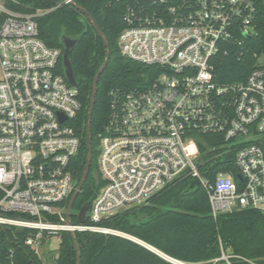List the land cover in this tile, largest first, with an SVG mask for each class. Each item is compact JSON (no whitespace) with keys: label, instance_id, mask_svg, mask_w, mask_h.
<instances>
[{"label":"built area","instance_id":"obj_1","mask_svg":"<svg viewBox=\"0 0 264 264\" xmlns=\"http://www.w3.org/2000/svg\"><path fill=\"white\" fill-rule=\"evenodd\" d=\"M118 1L121 54L150 75L109 93L100 186L80 223L73 209L67 217L79 185L71 168L82 142L79 88L60 71L62 49L39 35L36 17L46 10L24 13L11 6L16 0H0V239L9 232L39 253L42 241L64 231L124 235L103 221L186 176L207 189L214 218L247 208L264 214V53L250 58L246 46L260 0ZM220 54L233 55L247 73L221 80ZM208 133L224 141L214 159L235 153L240 184L231 173L210 180L202 172ZM220 244L212 259L173 262L258 264Z\"/></svg>","mask_w":264,"mask_h":264},{"label":"trees","instance_id":"obj_2","mask_svg":"<svg viewBox=\"0 0 264 264\" xmlns=\"http://www.w3.org/2000/svg\"><path fill=\"white\" fill-rule=\"evenodd\" d=\"M93 16L110 46V60L102 72L91 119L90 137L93 159L90 173L73 207L81 210L92 203L100 183L95 179L98 169V145L107 121L110 91L114 88H129L144 81L150 75V67L126 58L121 54L118 36L122 30L123 7L118 0H75ZM256 33L246 46L251 54L264 53V2H258ZM14 9L24 13L46 10L36 17L39 35L51 47L64 51L65 38L76 39L70 50L77 86L83 102L77 128L82 142L79 153L72 160L71 168L80 182L88 163L89 108L93 82L98 70L108 55V48L91 21L78 6L62 0H16ZM217 75L221 80L242 78L245 64L233 55L218 56ZM60 71L65 75L63 62ZM205 164L202 172L213 180L217 174L231 173L238 180L239 169L235 164V153L214 159L222 150L224 141L220 135L205 134ZM238 184H240L238 180ZM104 224L133 236L162 252L166 257L121 234L99 232H77L76 239L81 248V264H175L169 258L180 261H204L221 254V244L235 254L264 264V214L247 208L214 218L207 189L198 178L186 176L152 195L145 203L119 212L103 221ZM9 232L0 239V262L2 264H42L28 246L16 244L12 248ZM56 264H77V251L71 233L61 234V245Z\"/></svg>","mask_w":264,"mask_h":264},{"label":"water","instance_id":"obj_3","mask_svg":"<svg viewBox=\"0 0 264 264\" xmlns=\"http://www.w3.org/2000/svg\"><path fill=\"white\" fill-rule=\"evenodd\" d=\"M71 4L78 6V8H80L87 16H89L91 21L94 23L96 30L98 31V33L100 34V36L103 38V40L106 43V46L108 48V55H107L106 60L103 63V65L98 70V72H97V74L95 76L94 82H93L92 97H91V103H90V108H89V121H88V124H87V133H88L87 141H88V150H89L88 163L86 165V169L84 171L82 179L79 182V185H78L76 191L74 192V194H73V196H72V198H71V200L69 202V205H68L67 217H68V221L69 222L71 220V213H72L74 202H75L77 196L79 195L80 191L82 190L83 185H84L85 181L87 180V177H88V175L90 173V166H91V162H92V159H93V146H92L91 137H90L91 119H92L94 105H95V98H96V94H97V86H98L99 78H100L102 72L104 71V69L107 67V65L109 63V60H110V46H109V43H108L107 39L105 38V36H104L102 30L100 29V27L95 22L93 16L85 8L77 5L75 0L71 1ZM63 43H64V46H65V49L63 51L62 58H63V66H64V69H65V76H66L67 80L70 83H72L73 85H77V79L75 77L72 61H71L70 56H69L70 50L76 45L77 40L76 39L65 38ZM94 175H95L96 181L99 182L100 177H99L98 171H96ZM89 206H90V203H86L82 207V209L80 210L79 219H78L80 223L86 222V213H87V211L89 209ZM23 231H24L23 228H18V232L22 233ZM70 233H71V236H72V238L74 240L75 249L77 251V264H81V262H82L81 248H80V245H79V243H78V241L76 239V233L75 232H70ZM126 237H128V238H130V239H132V240H134V241L146 246L147 248L151 249L152 251H154V252L166 257L162 252H160L156 248L148 245L147 243H145V242H143V241H141V240H139L137 238H134V237H130V236H126ZM169 259L171 261L174 260L172 258H169Z\"/></svg>","mask_w":264,"mask_h":264},{"label":"rangeland","instance_id":"obj_4","mask_svg":"<svg viewBox=\"0 0 264 264\" xmlns=\"http://www.w3.org/2000/svg\"><path fill=\"white\" fill-rule=\"evenodd\" d=\"M125 210H127V209H124L122 211H125ZM79 212H80V210L73 207V214L74 215L79 214ZM125 236H129V235H125ZM130 237H133V236H130ZM60 245H61L60 237L56 234L52 235L51 237L46 238V240L42 241L38 245V252L39 253H35V254L38 256V258L41 260V262H43L45 264H56V259L58 258L59 252H60ZM15 247H16V243H13L12 248H15ZM34 247H36V246H34Z\"/></svg>","mask_w":264,"mask_h":264}]
</instances>
